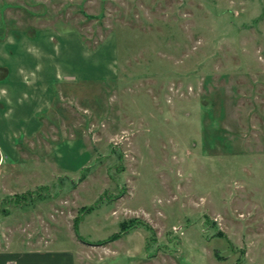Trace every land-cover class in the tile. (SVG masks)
Instances as JSON below:
<instances>
[{"label": "rangeland", "instance_id": "rangeland-1", "mask_svg": "<svg viewBox=\"0 0 264 264\" xmlns=\"http://www.w3.org/2000/svg\"><path fill=\"white\" fill-rule=\"evenodd\" d=\"M32 236L264 264V0H0V246Z\"/></svg>", "mask_w": 264, "mask_h": 264}, {"label": "crops", "instance_id": "crops-1", "mask_svg": "<svg viewBox=\"0 0 264 264\" xmlns=\"http://www.w3.org/2000/svg\"><path fill=\"white\" fill-rule=\"evenodd\" d=\"M40 221L45 225V220ZM32 238L27 249H13L10 243L0 246V264H77L72 255H63L61 250L45 249L42 237Z\"/></svg>", "mask_w": 264, "mask_h": 264}, {"label": "trees", "instance_id": "trees-1", "mask_svg": "<svg viewBox=\"0 0 264 264\" xmlns=\"http://www.w3.org/2000/svg\"><path fill=\"white\" fill-rule=\"evenodd\" d=\"M78 218H76L75 220H77ZM74 225L76 226V221L74 222ZM149 228V227H148ZM126 228H124L122 231H120L119 233H116V234H114L112 237H110L109 239H107V240H104V241H99V242H94L93 244H104L105 242H108V241H113V240H116V239H118V238H120L121 237V235H122V232H125L126 230H125ZM218 234H222V232L221 231H219V233Z\"/></svg>", "mask_w": 264, "mask_h": 264}]
</instances>
